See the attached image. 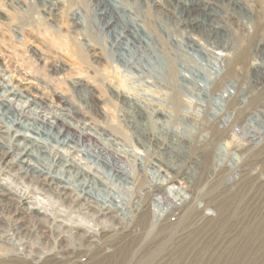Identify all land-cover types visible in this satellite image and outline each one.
<instances>
[{
  "label": "rangeland",
  "instance_id": "374dc122",
  "mask_svg": "<svg viewBox=\"0 0 264 264\" xmlns=\"http://www.w3.org/2000/svg\"><path fill=\"white\" fill-rule=\"evenodd\" d=\"M29 1L0 0V82L17 84L24 95L45 101L47 111L118 148L130 169H152L160 188L145 197L82 143L62 144L0 127V142L12 137L15 143L0 159V190L8 196L1 203L3 212L0 208V264H264V82L256 86L258 73L250 67L264 62V0ZM103 3L111 7L103 17L113 30L122 31L114 17L118 12L153 41L146 53L155 71L146 72L140 61L143 49L131 43L128 49L114 47L111 56L110 38L103 40L108 29H101L96 14ZM205 8L211 18L202 12ZM191 18L198 21L194 31L188 26ZM211 50L220 51V57ZM191 68L203 88L182 76ZM214 73L216 84L209 76ZM116 89L135 101L117 98ZM58 95L67 99L76 118L60 108ZM8 98L15 104L24 100ZM214 113H221V119ZM216 123L226 129V137ZM20 132L38 141L31 144ZM151 135L169 147L160 149L149 141ZM16 143L30 147V160L11 161L12 153L20 151ZM217 154L224 156L221 165H215ZM155 159L166 171H156ZM38 160L73 180V196L83 195L77 183L88 184L86 197H68L70 189L59 188L64 183L57 180L51 185L31 181ZM164 193L175 195L171 204L157 201ZM20 196L27 202L23 206L33 210L26 224L46 219L56 229L73 226L69 235L74 240L89 236V241L48 238L36 230L16 234L4 211ZM101 206L110 208L111 215L97 212ZM13 218L20 221L22 214ZM99 229L108 231L106 236ZM62 249L73 250L71 260L67 253L57 254ZM41 250L58 257H42Z\"/></svg>",
  "mask_w": 264,
  "mask_h": 264
},
{
  "label": "bare ground",
  "instance_id": "6f19581e",
  "mask_svg": "<svg viewBox=\"0 0 264 264\" xmlns=\"http://www.w3.org/2000/svg\"><path fill=\"white\" fill-rule=\"evenodd\" d=\"M28 3L26 2V0H10L11 4H15V3H22V4H29L32 2H30L29 0H27ZM36 1V0H35ZM45 2V0H41V2ZM97 2H100L99 0H96ZM9 2V5H10ZM42 2V3H43ZM102 3V1H101ZM181 3V2H180ZM16 4V5H17ZM48 4V3H47ZM38 5V4H37ZM246 5V4H245ZM27 6V5H26ZM42 6V5H41ZM54 6V5H53ZM182 6V5H179ZM186 7L187 10H192L193 7L187 5L184 6V8ZM29 8V7H27ZM32 8V5H31ZM117 8V7H116ZM208 8V7H207ZM205 8L204 10H202V12L206 15H210L211 11L209 9ZM39 9V7H38ZM51 9V8H50ZM196 8H194L195 10ZM211 9V8H210ZM214 9V8H213ZM30 10V8H29ZM111 11V7L109 5H107L106 3H103V7L101 9V12L99 11V13L97 14L98 19H100V23L102 25V28H106L109 31L113 32V34H111L110 32L104 31V36H103V40L106 41L110 38V53L112 54L111 56L114 57L115 53L113 52V48L114 47H123L124 49H128L126 48V45L129 46V43H131L133 45L134 48L136 49H143L141 54H140V61L146 62V64H143V68L146 69V72H150V71H155L157 66L150 62L146 53V50H149L153 44V41H148L146 38L142 37L139 35V31L140 28L139 25H134V24H127V22H125L117 13H114V17L116 18V21H118L122 27V31L118 32L117 30H113V27L111 25L110 22H108L107 19H105V17H103L105 11ZM116 10V9H115ZM185 9H183L184 11ZM40 11V10H38ZM58 11V10H56ZM76 15V14H75ZM263 16V15H262ZM78 17V16H77ZM193 17V16H192ZM213 17V16H212ZM209 18H211V15L209 16ZM214 18V17H213ZM227 18V17H226ZM30 19V18H29ZM67 19V18H66ZM70 19V18H69ZM76 19V18H75ZM228 19V18H227ZM264 19V18H263ZM203 21V20H202ZM83 22V21H82ZM85 23V22H84ZM214 23V22H213ZM91 26V24H90ZM188 26H191L192 31L197 29L198 26V21L195 18H191L188 20ZM214 26V25H213ZM218 26V25H217ZM85 27V26H84ZM92 27V26H91ZM189 28V27H188ZM23 31V30H22ZM25 32V31H24ZM101 32V31H100ZM191 34V33H190ZM89 36V35H88ZM100 37V36H99ZM102 37V36H101ZM150 39V37L148 38ZM125 40V41H124ZM264 42V41H263ZM90 44V43H89ZM219 45V44H218ZM221 45V44H220ZM258 45V44H257ZM73 47V46H72ZM220 47V46H218ZM217 48V47H215ZM221 48L225 49L224 44L222 43ZM73 49V48H72ZM107 49V48H106ZM109 49V48H108ZM130 50V49H129ZM214 54L215 58H219L220 57V51H217V53L215 51H212ZM248 52V51H247ZM71 53V52H70ZM131 53V50H130ZM225 53V52H223ZM228 54V52H227ZM223 56V55H222ZM117 57V56H116ZM171 57V56H170ZM121 56H118V59H121ZM223 58V57H222ZM248 59V58H247ZM111 62V61H110ZM187 65V64H186ZM149 66V67H147ZM192 66V65H191ZM190 66V67H191ZM195 66V65H194ZM250 67L254 68L255 71L258 73V77L255 79H253L254 83L256 84V86H260L261 83H263L264 81V62H252L250 64ZM58 67H56L54 65L53 70L57 69ZM243 68V67H242ZM60 69V68H59ZM189 69V68H188ZM195 69V68H194ZM196 70V69H195ZM248 70V69H247ZM58 71V70H57ZM188 71V70H187ZM192 71V68L190 69L189 73H182V76L186 77L188 80H195L194 81V85H197L200 88H203V83L201 82H197L196 79L192 78V75L190 74ZM198 71V70H197ZM249 71V70H248ZM251 71V70H250ZM1 72V70H0ZM151 73V72H150ZM217 73V72H216ZM2 75V74H1ZM0 75V78H1ZM195 75V74H194ZM218 75V74H217ZM215 73L210 76V80L211 82L213 81V83L216 84L217 81V76ZM248 75V74H246ZM198 76V75H197ZM6 77V76H5ZM3 79V78H2ZM227 79V78H226ZM252 79V78H251ZM7 79H4L3 82H0V127H4L6 128L5 132H9L10 130L15 128L18 129H22L25 130L27 132H32V134L35 135H46V137H52L53 139L57 140L59 143L62 144H66L68 142H78V143H82V145H84L83 147H85V149L89 152V154H93L94 158L98 161H100V163H103L104 165H106L110 171L112 173H115L116 175H119L121 177H123L126 180H132V182L138 187L141 188L144 191L145 197L147 195H149L151 192L155 191V193L159 190L160 186L158 185V182L155 179V172H152L150 170L152 169H147L144 166H138V168L134 166V170L130 169L129 167V163L127 161V159L122 155V153L118 150V148H114L111 147L109 145H107L105 142H103L101 139H99L98 137L95 136V134L93 135L91 132H89V130H86L85 128H80V126L78 127L77 125H74L72 123H70L69 121H67L66 119L62 118L61 114L59 113H55V112H49L46 110L45 106L47 105L45 103V101L43 100H38L35 97H31L27 94H23L22 90L20 89V87L17 84H13V83H8L6 81ZM248 80V79H247ZM252 81V80H251ZM193 84V83H192ZM177 85V84H176ZM263 85V84H262ZM178 86V85H177ZM119 87V86H118ZM231 87V86H230ZM113 88V87H112ZM222 88V87H220ZM224 88V87H223ZM263 88V87H262ZM112 90V89H111ZM224 89H221V92ZM220 91V89H219ZM263 91V90H262ZM115 95L117 98H121L122 100H128V101H135V99H132V96L130 97L129 94L125 93L122 90H114ZM217 92V91H216ZM247 92V91H246ZM226 93V92H225ZM222 94H224V91L222 92ZM221 94V95H222ZM21 96L24 97L23 101H20V99L18 98L19 103L15 104L13 103L8 96ZM251 95V94H250ZM112 97V96H111ZM115 97V98H116ZM225 97V96H224ZM58 99L60 100V102L62 103V105L60 106V108L64 111H67L66 114L71 115L72 117H75L74 113H70L69 109H71L70 105L67 106L68 101L67 99L62 96V95H58ZM260 99V98H259ZM121 100V101H122ZM21 102H26L28 103L26 106H23L21 104ZM258 102V101H257ZM264 102V100H263ZM138 103V102H137ZM203 103V102H202ZM96 104V103H95ZM136 105V104H135ZM97 106V105H96ZM141 106V105H140ZM249 106V105H248ZM214 107V106H213ZM216 108V107H215ZM214 108V109H215ZM96 111L99 112V107H95ZM211 109V107H210ZM261 109V108H260ZM246 110V109H245ZM209 111V110H208ZM225 111V110H224ZM260 111V110H259ZM213 112V111H212ZM216 112V111H215ZM209 113V112H208ZM220 114L221 113H214L213 116L220 118ZM236 114V113H235ZM125 117V116H124ZM76 118V117H75ZM86 118V117H85ZM224 120V119H223ZM1 121L3 122V124L1 123ZM211 121V120H210ZM212 124V123H211ZM213 124H215V122H213ZM217 124V123H216ZM219 124V123H218ZM216 125L215 127L222 133L225 135H227V131L224 130V128L222 129L221 127H219V125ZM224 126V125H223ZM231 128V127H230ZM105 129V128H104ZM26 132V133H27ZM204 132V131H203ZM18 133V132H17ZM230 133V132H229ZM241 133V132H240ZM20 136L23 137L24 140H28L31 144L34 141H38L37 138L35 136H31L28 134H21V132L19 133ZM105 134V133H104ZM181 134V133H180ZM179 134V136H180ZM178 135V134H177ZM184 135V134H183ZM9 136V135H8ZM7 136V137H8ZM206 136V135H205ZM10 137V136H9ZM42 137V136H41ZM102 137V136H101ZM226 137V136H225ZM149 141H152L155 145H157V147H160V149L162 150H166L169 146L167 145V143L159 138V137H155L153 135L148 136ZM205 139V138H204ZM203 139V140H204ZM208 139V138H207ZM201 140V139H200ZM201 142V141H199ZM84 143V144H83ZM35 144V143H34ZM138 144V143H137ZM1 147H3L4 149L0 150V159L3 158L4 156H6L8 154L9 151H12L13 149V145H15V143L12 141V137L7 138V140L5 141H1L0 142ZM81 145V146H82ZM73 147V146H72ZM16 149H19L20 151L16 154L13 155L12 153V160L11 161H16V160H20V158H22V156L27 157L26 159L30 160V156L32 155V151H30V147L26 146V144H20V143H16L15 146ZM81 150V149H80ZM170 150V149H169ZM139 152V151H138ZM86 153V152H85ZM245 153V152H244ZM139 155V154H138ZM143 157V156H142ZM93 158V157H92ZM223 155L217 154L216 155V164L218 165L220 163L223 162ZM23 159V158H22ZM27 160H25L24 162H26ZM19 162V161H18ZM23 162V160H22ZM160 163L163 164V162L161 161V159H155V163H152L154 168L156 167L157 170L156 171H164L165 169H161L158 167V165L156 163ZM66 163V162H65ZM226 163V162H225ZM29 164L31 165L30 162H28V166ZM34 164H32L33 167ZM69 165V164H67ZM132 165V164H131ZM142 165V164H141ZM221 165V164H220ZM34 170L36 171V175L30 179L33 182H36L38 184H42V185H51L53 184L56 180L60 181L62 183H64L62 186H58L59 188H63V189H70V193L67 194V196L69 197V195L73 196V194L71 193L72 190L74 189L73 187L75 186H71V184H73V180H71L70 177H67L66 175L63 174L62 171L60 172H54L52 171V167L50 168L49 166H47L45 163H43L42 161H37V166H34ZM59 168V167H58ZM57 168V169H58ZM153 168V169H154ZM235 168V166H234ZM244 168V167H243ZM7 169V168H6ZM61 169V168H60ZM59 169V170H60ZM232 169V168H231ZM166 171V170H165ZM233 171V170H232ZM236 171V170H235ZM19 172H24L25 174H27V170L24 169L22 170V168H20ZM157 175V174H156ZM75 180V179H74ZM75 183V182H74ZM180 183V182H179ZM76 184V183H75ZM61 185V184H60ZM77 188L79 187L83 193V195H77V196H73L75 199H77V197H83L84 195H87V190H84L88 187V184L86 183H77ZM89 188V187H88ZM91 189V188H90ZM4 191V190H3ZM0 190V208H1V212H3V207L2 206V202L4 201L5 198H7V194L5 192H3ZM66 192H68L67 190H64V193L66 194ZM91 192V191H90ZM89 192V193H90ZM19 194V193H18ZM157 194V193H156ZM161 194V193H160ZM157 196V201L159 203H163L166 202L165 204H171L173 202V199H175L176 197L170 195V193L168 194H162ZM64 195V194H63ZM86 197V196H84ZM11 198V197H10ZM144 198V197H143ZM74 199V200H75ZM116 199V198H115ZM184 199V198H183ZM25 197H18L15 199L14 203V207H12L11 209L9 208L7 211L5 209V213H8L13 220H11V228L14 230V232L16 234H25L27 231H33L36 230L35 232H37L39 235L41 236H45L50 238L53 234L56 235V238L58 236L62 237V238H66L69 237L70 239H72L71 241L74 242H78L81 243L82 241H89V236L86 238L85 236H80L77 237L76 240H74L72 234L69 235L70 229L73 228L69 227L68 229L66 228L65 230L59 228L56 229L53 225L52 222H50V220H40L37 219V222L31 223L30 221L28 222V224H26L27 220H29V216L30 214L33 212L32 208L30 206H23V204L27 203L25 201ZM93 200V199H91ZM117 200V199H116ZM143 200V199H142ZM95 202V201H94ZM175 202V201H174ZM115 203V202H114ZM119 203V202H118ZM87 206H89V203H86ZM105 205V204H104ZM126 205V204H125ZM13 206V205H12ZM103 206V205H102ZM101 206V207H102ZM118 206V205H116ZM96 207V206H95ZM110 207V206H109ZM131 207V206H130ZM142 207V206H141ZM28 208V209H27ZM116 208V207H115ZM143 209V208H142ZM97 212H99L101 215L104 216H108L111 215L112 210L110 208H106V207H102L97 209ZM18 214H22V219L20 221H18L17 219L13 218L14 215H18ZM47 215V214H46ZM113 217V216H112ZM2 218V217H1ZM0 218V219H1ZM111 218V217H110ZM114 218V217H113ZM52 221V220H51ZM30 223V224H29ZM60 223V222H59ZM28 225H32V229H28ZM63 225V224H62ZM97 226V225H96ZM110 230V229H109ZM108 231L104 230V229H99V234L101 236H106L105 234ZM68 234V235H67ZM84 235V234H83ZM71 236V237H70ZM59 237V239H60ZM52 238V237H51ZM26 241V240H25ZM82 242V243H83ZM2 246V245H1ZM0 246V251L2 252L3 247ZM4 246V245H3ZM7 248V246H4ZM25 247V246H24ZM63 247V246H62ZM61 248V247H60ZM75 248V247H74ZM54 250V249H53ZM75 250V249H74ZM55 252V251H54ZM51 250H41L40 256H44V257H49V256H53V257H58L57 254H59L60 252L62 253H67L66 259H70L73 255V250H69V249H62V250H57V254L54 253ZM33 253V252H32ZM9 256V255H8ZM62 256V255H61ZM22 259V258H21ZM72 259V258H71ZM70 259V260H71ZM4 260V259H3ZM64 260V259H63ZM62 261V260H61ZM78 261V260H77ZM26 262V261H25Z\"/></svg>",
  "mask_w": 264,
  "mask_h": 264
}]
</instances>
